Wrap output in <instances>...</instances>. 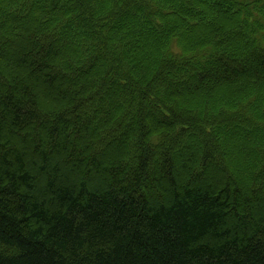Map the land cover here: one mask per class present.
Returning <instances> with one entry per match:
<instances>
[{
	"label": "trees",
	"instance_id": "16d2710c",
	"mask_svg": "<svg viewBox=\"0 0 264 264\" xmlns=\"http://www.w3.org/2000/svg\"><path fill=\"white\" fill-rule=\"evenodd\" d=\"M0 264H264V0H0Z\"/></svg>",
	"mask_w": 264,
	"mask_h": 264
}]
</instances>
